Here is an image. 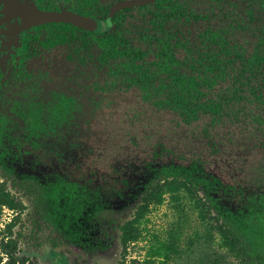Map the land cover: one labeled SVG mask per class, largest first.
<instances>
[{
  "label": "rangeland",
  "instance_id": "obj_1",
  "mask_svg": "<svg viewBox=\"0 0 264 264\" xmlns=\"http://www.w3.org/2000/svg\"><path fill=\"white\" fill-rule=\"evenodd\" d=\"M20 44L3 39L5 59ZM65 48L28 62L40 85L15 82L0 96L10 137L0 146V176L26 206L24 228L13 230L25 232L20 255L38 264H128L142 258L156 235L177 247L167 264H239L218 247L214 226L222 223L245 237L254 264H264V130L252 129L247 110L233 116L238 106L229 105L214 126L206 118L187 125L136 89L106 91L105 75L69 61ZM172 166L198 184L186 183L151 205L147 238L123 259L118 224L133 216L147 185ZM32 187L50 223L36 216ZM10 219L4 211L0 228ZM82 243L104 250L89 253Z\"/></svg>",
  "mask_w": 264,
  "mask_h": 264
},
{
  "label": "trees",
  "instance_id": "obj_2",
  "mask_svg": "<svg viewBox=\"0 0 264 264\" xmlns=\"http://www.w3.org/2000/svg\"><path fill=\"white\" fill-rule=\"evenodd\" d=\"M93 2L96 0L75 1L73 10L103 19V32L93 34L68 25H53L57 34L53 37V32L50 39L58 42L62 38L59 32L69 29V43L84 52L80 59L83 65L96 56L99 68H106L108 77L134 86L144 100L178 113L187 125L206 118L214 126L226 118V106L237 105L233 116L246 109L252 129L264 130V0H151L144 7L120 12L111 21L105 17L107 8L96 9ZM131 11L140 26L128 33L121 22ZM111 23L114 26L108 30ZM30 121L33 127L34 117ZM6 136L0 118V146ZM186 183L196 187L198 181L183 179L179 168L172 166L147 185L133 216L117 226L123 259L132 245L147 238L150 206L161 205L165 194L174 196ZM7 184L6 178L0 182V217L4 211L11 215L0 228V264H38L20 255L19 242L25 232L13 230L18 224L23 226L26 206ZM32 189L36 216L50 223L52 215L39 210L38 188ZM58 189L54 188L56 194ZM34 222L31 216L29 223ZM214 230L220 249L239 264H254L253 251L244 236L222 223H216ZM151 237L142 258L128 264H167L178 253L166 239ZM80 248L89 253L104 250L88 243Z\"/></svg>",
  "mask_w": 264,
  "mask_h": 264
},
{
  "label": "flooded vegetation",
  "instance_id": "obj_3",
  "mask_svg": "<svg viewBox=\"0 0 264 264\" xmlns=\"http://www.w3.org/2000/svg\"><path fill=\"white\" fill-rule=\"evenodd\" d=\"M77 1V3H80L81 1L78 0H0V96L3 94L4 90H6V87L9 84L12 83H25L26 88L28 89H34V86L40 85V81L37 82L34 80V76L32 72H30L27 69L28 62L38 56L42 51L49 52L51 50H55L56 48L66 47L65 51L67 53L66 58L69 59V61H74V63L78 66L87 67L88 65H92V67L98 72H102L105 75V81L104 85H106V91L107 90H113L119 86H126L127 88H133L136 89L134 86H130L127 84H120V81H114L112 78L108 77L107 69L106 68H99V65L96 60V56L93 57L91 60L85 62L86 64H82L80 62L81 57L84 55L83 51L77 50V46L75 43H69V29L66 31H60L59 33L62 34V38L58 40V42L53 41L50 39V36L53 34V37L56 33L55 29H53V25H68L71 27H75L78 30H82L85 32H90L93 34H97L98 32H103L105 29L104 26V20L94 17V16H87L81 14L79 11L73 10L74 2ZM126 2V1H140L138 5H132L126 8H122L114 13V15L111 18L109 17L111 8L120 3V2ZM86 2V1H85ZM151 3V0H114L112 2H106L105 0H96V2H93L94 6L99 7L100 9H106V20L111 21L113 20L116 15H118L120 12L129 10V9H136L140 7H144ZM24 4L32 5L34 9L40 11V12H71L78 14L83 17H87L91 20H94L98 23V28L95 30H86L79 28L75 25H71L69 23H39V24H28L26 23L18 14H16V11L22 8ZM89 5V4H88ZM134 12H128L126 13V18L123 22H121V28L128 33L131 31H135L134 26L137 28L140 26V20L137 19V16H133ZM120 24V21L118 22ZM113 23L109 26V29L113 28ZM53 30V31H52ZM131 30V31H130ZM13 34H16V38L13 39ZM16 40L21 42L19 46L15 48L14 53L5 59V53L2 51V42L3 39ZM13 43V41H12ZM79 51V52H78ZM93 56L96 55V53H92ZM152 58L150 57L147 62L150 63ZM37 72L44 75L41 70H38ZM39 75V76H40ZM41 79V78H40ZM27 80H29L27 82ZM25 88V89H26ZM24 89V90H25ZM139 93L140 91L136 89ZM142 97V96H141ZM143 99V98H142ZM144 100V99H143ZM72 101L71 98H69L70 102ZM146 101V100H145ZM153 107L157 110H164V111H171L166 109H159L156 108L154 105ZM42 111L41 108H35ZM35 112L37 110H34V113L31 117H34L35 120ZM173 112V111H171ZM176 113V112H173ZM178 115V113H176ZM29 117V119H31ZM178 117L181 119V117L178 115ZM0 118L2 120V123L5 127V133L7 136L8 134V122H6V118L0 114ZM182 120V119H181ZM31 122V121H30ZM6 138L8 139V137ZM5 140V139H4ZM4 145V141L2 143ZM1 180L0 176V182H3ZM8 185V184H7ZM10 191V189L8 188ZM11 192V191H10ZM12 193V192H11ZM15 195V194H14Z\"/></svg>",
  "mask_w": 264,
  "mask_h": 264
},
{
  "label": "water",
  "instance_id": "obj_4",
  "mask_svg": "<svg viewBox=\"0 0 264 264\" xmlns=\"http://www.w3.org/2000/svg\"><path fill=\"white\" fill-rule=\"evenodd\" d=\"M140 1H126L120 2L111 8L108 18H111L115 12L122 8L132 5H138ZM26 23L39 24V23H69L79 28L86 30H95L98 28V23L87 17L80 16L71 12H40L33 8L32 5L24 4L21 9L16 11Z\"/></svg>",
  "mask_w": 264,
  "mask_h": 264
}]
</instances>
